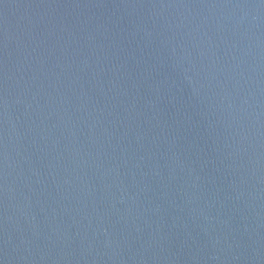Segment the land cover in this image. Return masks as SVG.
Segmentation results:
<instances>
[{
	"label": "water",
	"instance_id": "1",
	"mask_svg": "<svg viewBox=\"0 0 264 264\" xmlns=\"http://www.w3.org/2000/svg\"><path fill=\"white\" fill-rule=\"evenodd\" d=\"M0 264H264V0H0Z\"/></svg>",
	"mask_w": 264,
	"mask_h": 264
}]
</instances>
